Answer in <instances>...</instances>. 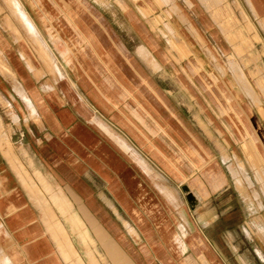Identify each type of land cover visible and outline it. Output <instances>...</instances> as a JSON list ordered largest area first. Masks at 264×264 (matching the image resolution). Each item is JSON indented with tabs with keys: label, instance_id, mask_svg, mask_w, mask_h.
<instances>
[{
	"label": "rangeland",
	"instance_id": "obj_1",
	"mask_svg": "<svg viewBox=\"0 0 264 264\" xmlns=\"http://www.w3.org/2000/svg\"><path fill=\"white\" fill-rule=\"evenodd\" d=\"M20 1L44 45L12 0H0V170L6 167L0 179L9 175L7 166L18 174L46 231L57 233L53 239L67 264H85L60 229H66L63 217L78 236L72 227L77 215L61 191L24 167L31 152L22 145L20 121L38 120L35 102L47 108L42 98L77 116L69 103L74 94L92 115L89 126L138 170L139 177L126 172L138 203L137 225L156 227L171 258L203 264L202 253L209 264H242L241 258L264 264L252 251L255 233L250 239L245 232L264 236L254 226L264 208V0ZM246 130L258 152L249 142L244 146ZM209 170L212 181L221 182L216 189ZM6 180L5 188L13 185ZM148 201L161 213H153L155 205L144 212L140 205ZM123 224L132 236L136 228ZM193 235L202 237L199 250L189 247ZM184 240L189 249L181 253L177 245ZM101 255L91 251L86 264H107ZM150 255L147 264L154 262Z\"/></svg>",
	"mask_w": 264,
	"mask_h": 264
},
{
	"label": "crops",
	"instance_id": "obj_2",
	"mask_svg": "<svg viewBox=\"0 0 264 264\" xmlns=\"http://www.w3.org/2000/svg\"><path fill=\"white\" fill-rule=\"evenodd\" d=\"M12 2L20 17L23 16L21 18L24 19L22 20L27 29L44 45L33 19L22 8L21 1L12 0ZM149 9L151 11V8ZM25 15L32 20L33 29L25 21ZM262 25H264V20ZM146 83L148 84L147 81ZM67 86L72 88L68 81ZM12 91L16 94L13 89ZM125 93L129 95L130 91L125 88ZM70 97L76 107L72 101L69 103L76 111L77 116L66 105L58 104L55 100H51V104L47 105L42 98L47 108H41L35 102L37 111L39 110L38 120L29 117L25 120H19L22 127L20 134L22 139L26 138L22 145L26 147L24 148L25 151L31 152L30 162H27L24 167L27 171L35 174L40 173L54 190L61 191L69 200L71 211L77 215L72 218V227L77 230L78 236L63 217L61 218L66 229L63 226L60 229L68 231L85 264L91 251L103 254L101 259L103 263L106 262L107 264H147L145 258L151 263L150 253L154 258L153 264H178L176 260L181 257H175L173 254L174 258H171L168 255L167 251L170 249L160 237L156 227L155 230L153 228L141 229L137 225L138 208L136 205L138 203L128 190L126 172L127 170L131 171L138 176V170L136 172L130 168L107 140L89 126V123L93 126L90 119L92 115L80 98L75 94L74 96L70 95ZM29 102L36 112L34 104L31 100ZM132 114L133 116L136 115L135 112ZM235 115L237 116L236 112ZM129 121L132 124V120L129 119ZM99 125L103 130L110 133L111 137L122 147L131 148L124 139L112 133L106 124L99 122ZM161 129L163 130L162 126ZM246 135H248V140L244 146H248L249 142L257 151L254 137L247 130ZM149 142V147L154 151L152 146L155 147V145L151 141ZM199 156L201 157V155ZM227 159L228 157L223 154V160L227 161ZM130 161L129 164L133 162L139 166L136 162ZM32 164L33 166H31ZM7 167L9 175L3 174L2 180L0 179V264H67L60 255L53 239L57 233L52 232L51 235L46 231L37 203L26 192L18 174L10 166ZM4 169H1L0 173ZM239 169L243 170L242 163H240ZM213 174L209 170L207 176L211 178ZM235 175L238 173L233 172L234 177H236ZM10 178L14 180L13 185L9 184L5 188L4 184L8 183L6 179ZM212 180H214L213 177L210 181L213 182ZM35 184L38 186L36 182ZM220 184V181L217 183L214 181L212 187L216 189ZM11 193H15L13 199L10 197ZM191 198L194 199L193 196ZM262 204L264 206V197ZM153 205H155L153 202L148 201V203L143 202L140 207L144 212L150 213V210L153 211L151 208ZM156 205L154 209L157 211L154 210L153 213H161ZM256 217L258 221L254 223V226L258 228L259 232L264 233V208L257 213ZM123 220L128 221L136 228L131 229L133 237L125 228ZM198 222L201 221L198 220ZM206 225L208 224L202 225L201 223L200 226ZM250 231L245 228L248 236L244 234L252 239L255 233V244L252 251L264 263V236L256 235L257 231ZM78 237L83 243L95 246L94 250L92 248L87 249ZM201 239V235H193L188 240L189 247L199 250V245L202 246ZM61 245L60 247L64 249V246ZM177 246L181 253H185L189 249L185 240L183 244L179 243ZM62 253L67 255L66 250ZM199 260L203 264H209L202 253L199 254ZM241 261L242 264H253L251 259L245 261L241 258Z\"/></svg>",
	"mask_w": 264,
	"mask_h": 264
},
{
	"label": "bare ground",
	"instance_id": "obj_3",
	"mask_svg": "<svg viewBox=\"0 0 264 264\" xmlns=\"http://www.w3.org/2000/svg\"><path fill=\"white\" fill-rule=\"evenodd\" d=\"M16 1H18V0H16ZM18 3V2H17ZM20 4V3H19ZM19 4H17V5H19ZM20 6V5H19ZM20 8V7H19ZM23 8V7H22ZM18 12V11H17ZM21 12H22V10H21ZM21 17H23V16H21ZM20 17V18H21ZM23 19V18H22ZM25 21H27V23H28V25H29V27L31 28L32 27V29H33V23H32V20L27 16V15H25ZM24 20V19H23ZM31 29V30H32ZM34 31V30H33ZM33 31H31L32 33H33ZM36 32V31H35ZM31 104V103H30ZM33 107V106H32ZM34 109V108H33ZM31 112V111H30ZM33 114V113H32Z\"/></svg>",
	"mask_w": 264,
	"mask_h": 264
}]
</instances>
